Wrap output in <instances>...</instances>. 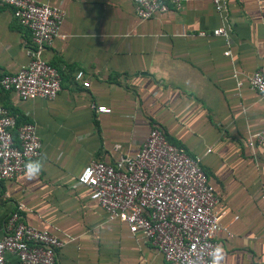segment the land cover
I'll return each instance as SVG.
<instances>
[{
  "label": "crops",
  "instance_id": "0c3cea01",
  "mask_svg": "<svg viewBox=\"0 0 264 264\" xmlns=\"http://www.w3.org/2000/svg\"><path fill=\"white\" fill-rule=\"evenodd\" d=\"M34 1L63 12L43 52L60 90L52 100L0 95L41 143L40 156L28 162L36 175L0 180V236L19 203L25 224L63 241L57 264H173L107 220L75 183L90 160L132 154L156 127L200 159L219 199L220 264H264V147L251 154L245 144L264 125V100L247 85L264 66V0H226L219 14L211 0H184L147 20L135 16L131 0ZM220 27L226 40L212 35ZM29 47L28 33L0 8V76L25 66Z\"/></svg>",
  "mask_w": 264,
  "mask_h": 264
},
{
  "label": "built area",
  "instance_id": "2783aa9c",
  "mask_svg": "<svg viewBox=\"0 0 264 264\" xmlns=\"http://www.w3.org/2000/svg\"><path fill=\"white\" fill-rule=\"evenodd\" d=\"M135 16L147 20L154 15L177 10L184 0H131ZM216 13H225L226 0H211ZM15 23L30 40L28 62L17 72L0 76L1 93H13L20 101L52 100L60 90L59 74L43 59V52L55 37L63 18L62 10L34 0H0ZM213 36L227 39L224 28ZM227 54V52L225 53ZM82 73L75 74L79 81ZM84 87L87 86L82 82ZM248 87L264 100V66L256 68ZM99 112H108L97 107ZM12 131L15 138L12 137ZM251 154L264 147V125L246 135ZM41 143L32 123H17L0 104V180H10L27 170L29 161L40 156ZM199 158L171 144L162 131L151 128L139 149L120 154L112 163L90 160L76 176L75 183L89 190L88 199L100 208L106 219L123 223L130 235L146 241L162 258L173 264H213L218 248L219 199L201 168ZM91 176L86 177L87 172ZM22 204L9 213L0 236V264H57L56 253L63 241L46 229L25 224Z\"/></svg>",
  "mask_w": 264,
  "mask_h": 264
},
{
  "label": "clouds",
  "instance_id": "9594fccd",
  "mask_svg": "<svg viewBox=\"0 0 264 264\" xmlns=\"http://www.w3.org/2000/svg\"><path fill=\"white\" fill-rule=\"evenodd\" d=\"M38 166L33 165V164H29L27 165V172L29 175V178H32L34 175L37 174L38 172ZM91 176V172H87L86 173V177L85 179H87V177ZM223 250L220 248H217L214 253H213V264H220V261L223 259Z\"/></svg>",
  "mask_w": 264,
  "mask_h": 264
},
{
  "label": "trees",
  "instance_id": "16d2710c",
  "mask_svg": "<svg viewBox=\"0 0 264 264\" xmlns=\"http://www.w3.org/2000/svg\"><path fill=\"white\" fill-rule=\"evenodd\" d=\"M23 121H21V122H17V123H22ZM169 141V140H168Z\"/></svg>",
  "mask_w": 264,
  "mask_h": 264
}]
</instances>
